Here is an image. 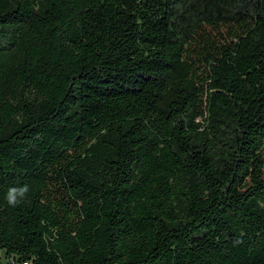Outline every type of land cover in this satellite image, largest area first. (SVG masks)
<instances>
[{
	"label": "trees",
	"instance_id": "16d2710c",
	"mask_svg": "<svg viewBox=\"0 0 264 264\" xmlns=\"http://www.w3.org/2000/svg\"><path fill=\"white\" fill-rule=\"evenodd\" d=\"M0 248L264 264V0H0Z\"/></svg>",
	"mask_w": 264,
	"mask_h": 264
},
{
	"label": "clouds",
	"instance_id": "9594fccd",
	"mask_svg": "<svg viewBox=\"0 0 264 264\" xmlns=\"http://www.w3.org/2000/svg\"><path fill=\"white\" fill-rule=\"evenodd\" d=\"M28 192V186L25 185L19 189L13 187L8 190V193L6 195L7 203L10 207H16L18 206L25 194Z\"/></svg>",
	"mask_w": 264,
	"mask_h": 264
},
{
	"label": "rangeland",
	"instance_id": "374dc122",
	"mask_svg": "<svg viewBox=\"0 0 264 264\" xmlns=\"http://www.w3.org/2000/svg\"><path fill=\"white\" fill-rule=\"evenodd\" d=\"M0 264H7L4 251L0 248Z\"/></svg>",
	"mask_w": 264,
	"mask_h": 264
}]
</instances>
